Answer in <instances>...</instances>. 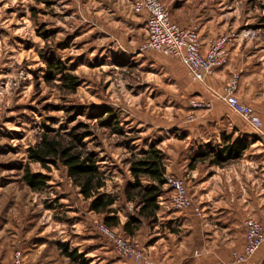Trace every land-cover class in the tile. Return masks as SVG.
I'll return each mask as SVG.
<instances>
[{
    "label": "rangeland",
    "instance_id": "1",
    "mask_svg": "<svg viewBox=\"0 0 264 264\" xmlns=\"http://www.w3.org/2000/svg\"><path fill=\"white\" fill-rule=\"evenodd\" d=\"M189 2L191 10L183 11L200 24L186 26L199 32L206 26L211 41L227 38L228 74L215 78L217 85L209 84L216 73L197 81L180 59L142 51L146 21L134 13L130 0H0V264H10L17 249L24 264H80L62 253L61 242L77 247L88 264H136L121 258L98 232L95 222L102 217L89 210L62 162L44 168L30 160L29 148L43 133L66 140L73 131L85 135L86 149L98 155L106 177L103 191L116 195L122 221L138 211L125 199L126 187L135 182L131 160L154 145L175 161L170 173L187 177L186 168L200 149L211 152L208 146L224 145L226 135L248 134L256 145L239 158L247 161V178L264 166L259 132L215 97L235 83L240 98L247 78L240 70L246 68L253 88H264V0ZM179 3L183 0L165 4L171 13ZM50 61L79 78L75 92L64 85L63 74L47 78L54 69ZM200 99L211 106L192 104ZM195 165L200 171L211 166L208 159ZM27 168L48 175V187L32 190L24 180ZM178 168L182 173L175 172ZM141 182L149 184L147 178ZM171 195L164 185L159 201L175 210Z\"/></svg>",
    "mask_w": 264,
    "mask_h": 264
},
{
    "label": "crops",
    "instance_id": "2",
    "mask_svg": "<svg viewBox=\"0 0 264 264\" xmlns=\"http://www.w3.org/2000/svg\"><path fill=\"white\" fill-rule=\"evenodd\" d=\"M162 1L169 3V0ZM189 3V0H183V3L173 5L172 19L185 26L200 24L192 13H184L183 10H191ZM200 37L202 50H206L213 39L206 26L200 27ZM227 65L217 69L209 84L217 85L215 78L226 79ZM250 70H240L241 77L247 75V78L244 83L241 82L238 94L244 103L264 105V88L260 91L258 87L253 88L249 80L252 78ZM261 72H264V65ZM261 76L264 85V75ZM256 111L264 121V107L256 106ZM172 162L175 163L166 158L168 172L172 169ZM245 163L247 161L242 158L222 168L210 166V170L207 168L206 171L196 167L186 168L189 191L195 205L202 208V213L199 215L194 209H166L162 207L165 201L161 199L157 224L153 228H142L135 237L146 245L151 261L157 264H237L234 262V251L240 252L245 244L246 218L249 215L264 217V166H257L256 169H259L255 170L254 177L248 179L249 174L244 171ZM175 172L182 173V169L178 168ZM251 182L252 185L248 184ZM263 259L264 249L241 264H261Z\"/></svg>",
    "mask_w": 264,
    "mask_h": 264
},
{
    "label": "trees",
    "instance_id": "3",
    "mask_svg": "<svg viewBox=\"0 0 264 264\" xmlns=\"http://www.w3.org/2000/svg\"><path fill=\"white\" fill-rule=\"evenodd\" d=\"M49 64L54 69L48 72L47 78L54 79L59 72L63 74L64 85L75 92L79 86V78L65 73L66 67L63 64L58 65L52 62ZM71 137V140H66L61 135L43 133L40 142L29 148L30 160L40 163L44 168H49V163L62 162L74 185L79 188L83 199L88 201L89 210L100 215L102 222L117 229L121 234L134 238L142 228L153 227L158 221V212L161 209L159 197L162 195L165 184L164 175L168 172L164 153L154 145L144 155L135 156L131 160L130 169L135 182L129 183L126 187L125 199L134 202L138 211L127 215V219L122 221L120 216L122 209L117 206L116 195L103 191L106 186V177L101 170L98 155L86 149L83 133L73 131ZM249 137L248 134L237 138L226 135L224 145L217 148L209 145L211 152H207L205 148L200 149L189 167L195 168L197 159H208L211 166H220L239 159L251 146L252 139ZM142 178H147L149 184L144 185L141 182ZM24 180L32 190L39 192L48 187L50 179L42 172H32L27 168ZM59 246L62 253L71 261L80 262V264L89 263L84 253L77 247H71L68 242H61Z\"/></svg>",
    "mask_w": 264,
    "mask_h": 264
},
{
    "label": "built area",
    "instance_id": "4",
    "mask_svg": "<svg viewBox=\"0 0 264 264\" xmlns=\"http://www.w3.org/2000/svg\"><path fill=\"white\" fill-rule=\"evenodd\" d=\"M131 8L146 21L147 40L141 50H155L165 55L180 59L187 67L194 80L205 81L213 76L217 69L225 65L229 59L227 38L212 40L206 50H202L200 32L196 26H182L175 22L168 7L162 0H130ZM231 109L237 112L255 131L259 132L264 145V121L256 109L244 103L237 96L236 85L228 84L223 92H215ZM198 108L211 106L208 99H200L192 103ZM193 118V117H190ZM165 184L171 190V205L177 210L194 209L197 214L202 208L195 205L185 177L166 172ZM245 245L240 252L234 254V262L245 263L252 256L264 249V217L248 216L245 220ZM99 233L105 236L114 246L117 254L137 264H157L149 259L147 248L139 241L121 234L117 229L107 226L101 220L95 222ZM21 249L14 252L11 264H24ZM264 264V259L261 262Z\"/></svg>",
    "mask_w": 264,
    "mask_h": 264
}]
</instances>
